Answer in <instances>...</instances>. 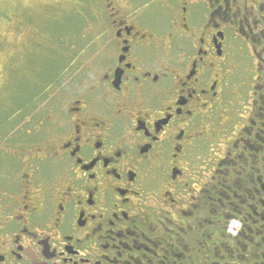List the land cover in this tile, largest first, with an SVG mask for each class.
<instances>
[{
  "label": "flooded vegetation",
  "instance_id": "flooded-vegetation-1",
  "mask_svg": "<svg viewBox=\"0 0 264 264\" xmlns=\"http://www.w3.org/2000/svg\"><path fill=\"white\" fill-rule=\"evenodd\" d=\"M80 5L94 68L0 138V264H264V0Z\"/></svg>",
  "mask_w": 264,
  "mask_h": 264
},
{
  "label": "rangeland",
  "instance_id": "rangeland-1",
  "mask_svg": "<svg viewBox=\"0 0 264 264\" xmlns=\"http://www.w3.org/2000/svg\"><path fill=\"white\" fill-rule=\"evenodd\" d=\"M80 2L81 0H0L1 139L10 131L15 121L13 114L17 105L27 104L29 108L34 97V104L41 106L47 102L46 95L53 91H58L53 97V104L59 105L63 99V93L59 89L68 90L76 83V80L70 83L74 79L71 74L60 78L74 60L70 58L65 68L60 67L62 57L67 54L60 45L66 40L64 36L78 33L73 34L77 39L68 40H81L74 63L77 64L78 61L80 68L86 67L89 71L94 68V60L99 56L96 44L89 46V42L94 39V28L88 23L94 14L90 9L82 7ZM75 70L77 69L72 71ZM54 75L57 76L53 77ZM232 96L233 101L237 102L238 95ZM66 97L67 95L65 99ZM236 230L238 227H229L231 233Z\"/></svg>",
  "mask_w": 264,
  "mask_h": 264
},
{
  "label": "trees",
  "instance_id": "trees-1",
  "mask_svg": "<svg viewBox=\"0 0 264 264\" xmlns=\"http://www.w3.org/2000/svg\"><path fill=\"white\" fill-rule=\"evenodd\" d=\"M73 34H78L77 32L76 33H72V34H68L66 36H64V38L66 39V41L61 45V47L66 51V55L64 57H62V60H61V64H60V67L62 68H65L66 65L70 62V58H72L75 53H76V50L78 48H80V45H77L74 41L72 43H70L68 40H73V39H77L75 36H73ZM83 36H84V33L82 32ZM75 37V38H74ZM84 40V39H83ZM82 40V42H83ZM85 41V40H84ZM86 42H88V40H86ZM84 42V43H86ZM83 44V43H82ZM83 45H81V47H83ZM70 59V60H69ZM66 64V65H65ZM64 66V67H63ZM56 74V73H55ZM57 76V75H56ZM55 75L53 77H56ZM40 92V91H39ZM38 92V93H39ZM264 226H261L259 229H258V233L254 236H249L251 239H252V242H249L250 245H252V249L254 250H257V248L259 246H264Z\"/></svg>",
  "mask_w": 264,
  "mask_h": 264
}]
</instances>
